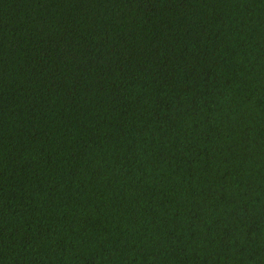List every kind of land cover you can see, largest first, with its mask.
<instances>
[{
  "label": "trees",
  "instance_id": "16d2710c",
  "mask_svg": "<svg viewBox=\"0 0 264 264\" xmlns=\"http://www.w3.org/2000/svg\"><path fill=\"white\" fill-rule=\"evenodd\" d=\"M0 264H264V0H0Z\"/></svg>",
  "mask_w": 264,
  "mask_h": 264
}]
</instances>
